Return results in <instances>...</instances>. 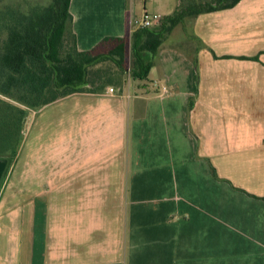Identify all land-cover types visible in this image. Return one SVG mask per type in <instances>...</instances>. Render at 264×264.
<instances>
[{
    "label": "crops",
    "instance_id": "crops-1",
    "mask_svg": "<svg viewBox=\"0 0 264 264\" xmlns=\"http://www.w3.org/2000/svg\"><path fill=\"white\" fill-rule=\"evenodd\" d=\"M176 5L70 0L69 30L79 51L129 43ZM135 80L20 106L0 264H264V0L185 19Z\"/></svg>",
    "mask_w": 264,
    "mask_h": 264
},
{
    "label": "trees",
    "instance_id": "trees-1",
    "mask_svg": "<svg viewBox=\"0 0 264 264\" xmlns=\"http://www.w3.org/2000/svg\"><path fill=\"white\" fill-rule=\"evenodd\" d=\"M69 2H24L25 10L17 2L0 5V117L11 114L10 121L15 120V125L9 122L6 126L21 127L24 110L20 106L37 108L74 92L103 88L102 71L93 69L102 62L110 61L119 71L125 70L126 38L104 37L90 50H77L69 30ZM237 2L177 0L172 13L162 16L157 24L134 30L129 36L130 77L146 79L159 46L185 19L231 8Z\"/></svg>",
    "mask_w": 264,
    "mask_h": 264
},
{
    "label": "rangeland",
    "instance_id": "rangeland-1",
    "mask_svg": "<svg viewBox=\"0 0 264 264\" xmlns=\"http://www.w3.org/2000/svg\"><path fill=\"white\" fill-rule=\"evenodd\" d=\"M8 2L11 4L12 3H20L22 5V9L25 10L26 4L28 3H39V4H45L49 0H0V5L2 2ZM25 2V3H24ZM176 32H174L173 38H175ZM194 46L195 44L192 43ZM68 47V46H67ZM126 59H125V70L124 71H119L115 66L107 61L102 64H100L97 68L102 71V74L104 76V80L106 81V84H111V83H116V81H126L127 79L131 78L129 75V68L131 67V54H130V47L129 43L127 44L126 48ZM147 78V77H146ZM146 79L143 80H135V83H142L145 85L151 84V82L145 81ZM14 115V114H13ZM11 114H8V118H4L3 116L0 117V156H5L7 158H11L14 156L15 153V148L17 144L20 141V138L23 135L24 132V125L22 124L20 128L17 130L12 128V126H6L7 123L12 122L15 125V120L10 121L11 118H9ZM15 118V117H14ZM8 181V179H7Z\"/></svg>",
    "mask_w": 264,
    "mask_h": 264
},
{
    "label": "built area",
    "instance_id": "built-area-1",
    "mask_svg": "<svg viewBox=\"0 0 264 264\" xmlns=\"http://www.w3.org/2000/svg\"><path fill=\"white\" fill-rule=\"evenodd\" d=\"M145 1H149V0H143ZM160 15L155 14V13H147L145 9H143V14H142V18L140 19V21L138 23H132L129 22V27H130V34L136 30L137 28L140 27H151L155 24H157L160 20ZM153 87L158 88V85L154 82L153 83ZM107 92L108 93H113L114 89L112 87H108L107 88ZM161 92L162 93H166V88L165 87H161Z\"/></svg>",
    "mask_w": 264,
    "mask_h": 264
},
{
    "label": "water",
    "instance_id": "water-1",
    "mask_svg": "<svg viewBox=\"0 0 264 264\" xmlns=\"http://www.w3.org/2000/svg\"><path fill=\"white\" fill-rule=\"evenodd\" d=\"M84 84L78 85V86H74V88H79L82 87Z\"/></svg>",
    "mask_w": 264,
    "mask_h": 264
}]
</instances>
